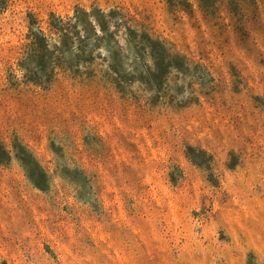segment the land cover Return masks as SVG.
<instances>
[{"label":"rangeland","instance_id":"rangeland-1","mask_svg":"<svg viewBox=\"0 0 264 264\" xmlns=\"http://www.w3.org/2000/svg\"><path fill=\"white\" fill-rule=\"evenodd\" d=\"M189 1L0 9V142L49 174L0 163V264H264V5L245 34ZM147 35L186 58L159 87Z\"/></svg>","mask_w":264,"mask_h":264},{"label":"trees","instance_id":"trees-1","mask_svg":"<svg viewBox=\"0 0 264 264\" xmlns=\"http://www.w3.org/2000/svg\"><path fill=\"white\" fill-rule=\"evenodd\" d=\"M201 15L204 19H221L220 12L224 10L226 12L225 18L229 19L227 24H223V26H229L231 30L236 32H242L248 34V29L244 26V22H246L250 16H242L243 15V4H251L257 5L258 2L264 5V0H194ZM7 0L3 2L0 0V9L4 7ZM170 3L178 9L179 11H186L188 14L193 13V3L189 0H170ZM214 25V23L212 22ZM53 31L59 32V26H52ZM61 33V32H59ZM144 41L147 44H152L154 46L151 51L146 54L149 59V65L145 70H143L138 78V81L141 83H147L148 85H154L155 87H159L160 84L159 78H164L166 75V71L168 69L175 68L176 70H182L185 66L186 62L183 55L178 52H171L167 50L162 41H153L150 39L149 35L145 36ZM140 50H143L140 48ZM142 52V51H141ZM79 53H83L82 51H78L77 53H71L72 56H79ZM145 54V52H144ZM49 63L51 65V69L49 70L50 75L54 76V67L55 65H59L52 56L49 59ZM67 65L64 66V68ZM116 80H122L119 76L115 77ZM31 82L35 85H39L37 81L34 79ZM15 143V142H14ZM14 154L22 167L25 170L26 176L32 183V185L40 190H46L49 187V174L46 169H44L32 156V153L28 150L26 146L21 143L12 144L9 149L6 144L0 142V163H5L6 160H10L11 154Z\"/></svg>","mask_w":264,"mask_h":264}]
</instances>
